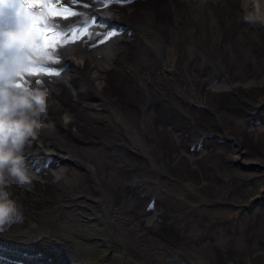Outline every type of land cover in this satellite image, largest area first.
Segmentation results:
<instances>
[{
    "label": "bare ground",
    "instance_id": "1",
    "mask_svg": "<svg viewBox=\"0 0 264 264\" xmlns=\"http://www.w3.org/2000/svg\"><path fill=\"white\" fill-rule=\"evenodd\" d=\"M31 2L0 0V26L11 27L14 19L15 10L5 8L21 5L25 19L58 33L55 49H48L53 60L43 67L59 74L19 80L47 89L51 104L39 118L47 127L23 149L31 187L9 179L24 220L0 229V246L32 245L52 264H86L79 246H113L112 235L126 251L113 247V264L126 258L132 264H192L196 260L161 256V249L171 253L163 237L142 236L150 228L133 215L140 185L131 180L134 174L141 180L143 213H152L148 194L162 208L167 202L174 207L170 222L184 225L188 254L189 242L216 233L217 214L234 210L249 193L235 177L242 170L236 161L251 166L243 176L264 172V108L253 106L264 93V26L244 19L254 0H43L54 7L28 8ZM259 4L263 8L264 0ZM65 113L72 118L67 124ZM184 181L213 205L182 189ZM185 199L195 207H185ZM166 214L161 209L156 220ZM97 219L101 238L94 232ZM251 232L260 233L251 228L248 238ZM204 245L196 251L204 253Z\"/></svg>",
    "mask_w": 264,
    "mask_h": 264
},
{
    "label": "clouds",
    "instance_id": "2",
    "mask_svg": "<svg viewBox=\"0 0 264 264\" xmlns=\"http://www.w3.org/2000/svg\"><path fill=\"white\" fill-rule=\"evenodd\" d=\"M244 19L264 26V8L259 0H254V11ZM17 39L15 31L0 32V229L24 220L23 206L13 198L8 182L12 179L19 187H31L34 177L27 168L23 149L38 129L47 127L39 118L47 116L51 104L47 89L17 86V74L28 62L20 57H5V50ZM71 119L64 114L66 124Z\"/></svg>",
    "mask_w": 264,
    "mask_h": 264
},
{
    "label": "rangeland",
    "instance_id": "3",
    "mask_svg": "<svg viewBox=\"0 0 264 264\" xmlns=\"http://www.w3.org/2000/svg\"><path fill=\"white\" fill-rule=\"evenodd\" d=\"M264 8V6H263ZM257 101H256V105L257 104H261L262 106H264V95H259L256 97ZM261 166L263 167L264 170V162L260 163ZM242 167H246V165H241ZM248 171V169H243ZM249 172H244L242 173V176L244 174H248ZM247 178V180L245 181V188L247 191L251 192L250 196L254 197L257 195V193L255 192H259L261 190H263L264 188V183L258 178V176L256 175H248L245 176ZM136 196L139 200V208H141L143 206V198L141 195V190L140 188L135 192ZM262 203V202H261ZM250 207V205H244L242 206V208L239 209V217H241L243 220H247L250 219L252 217V212H246L244 214H241V212L243 211L244 208ZM108 209L111 211L113 209V204H108ZM133 215L137 216V219L141 222V224H146V223H150L149 220H147V218L143 215V213L138 212V210H133ZM234 214H229L226 215L225 218L229 217V216H233ZM229 219H233V217H229ZM96 225L94 226V232L97 234L98 238L102 237V224L101 221L99 219L96 220ZM160 231V230H159ZM93 232V234H94ZM63 236H65L67 239H69V234L63 232L62 233ZM148 235V234H147ZM146 235V236H147ZM177 236H173V241L176 240ZM111 243L113 246L111 245H106L104 243V245L101 246V249L98 250H90L85 248L84 246L80 245L79 247L83 250L84 249V255L86 257L85 260L87 264H103L105 261L107 264H113L116 261V257L117 255H115L113 253V247H118L119 251H122L123 253H125V245L123 243V241L120 238H115V237H111L110 239ZM212 241V245L206 247V249L208 251H210L211 253L214 254H226V255H230L233 257H236L239 255V258L244 254V253H250V254H257L260 255L263 253L264 248H263V241L262 240H250V241H246V240H239V241H235V240H226L225 239V234H224V230L222 229L221 231H219V233L214 236L212 239H210V242ZM2 252H7V250L5 248L2 247V250H0ZM45 260L47 258H44ZM38 260V259H37ZM47 264H52L51 260H49V262ZM119 264H132L130 259H126L123 262H120Z\"/></svg>",
    "mask_w": 264,
    "mask_h": 264
},
{
    "label": "snow or ice",
    "instance_id": "4",
    "mask_svg": "<svg viewBox=\"0 0 264 264\" xmlns=\"http://www.w3.org/2000/svg\"><path fill=\"white\" fill-rule=\"evenodd\" d=\"M27 7H54V5L45 4L43 0H32ZM5 9H14L15 15L12 26H0V32L12 30L21 34L18 36V39L13 42L12 46L5 50V57H20L28 62V66L17 74V86H22L19 80H23L24 75H58V72L43 67V62L45 60H53V56L48 52V49H55L56 44L53 43V41L59 42V34L50 29L46 24L43 25L41 30L40 22H33L25 19L23 15V6L21 5ZM67 11V9H64V12ZM33 30L36 31V36L25 40L23 37ZM69 35H71V33ZM39 82L40 81H36V83Z\"/></svg>",
    "mask_w": 264,
    "mask_h": 264
}]
</instances>
